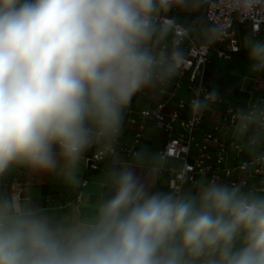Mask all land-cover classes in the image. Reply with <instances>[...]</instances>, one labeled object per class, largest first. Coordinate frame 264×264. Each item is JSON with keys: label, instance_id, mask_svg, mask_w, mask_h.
<instances>
[{"label": "clouds", "instance_id": "1", "mask_svg": "<svg viewBox=\"0 0 264 264\" xmlns=\"http://www.w3.org/2000/svg\"><path fill=\"white\" fill-rule=\"evenodd\" d=\"M200 2L0 0V264H264V189L208 180L163 192L123 166L110 196L57 212L3 187L23 169L79 188L83 154L107 148L133 97L180 68L168 14ZM250 59L264 67V44ZM235 119L238 136L264 138V108Z\"/></svg>", "mask_w": 264, "mask_h": 264}, {"label": "built area", "instance_id": "2", "mask_svg": "<svg viewBox=\"0 0 264 264\" xmlns=\"http://www.w3.org/2000/svg\"><path fill=\"white\" fill-rule=\"evenodd\" d=\"M201 2L205 5V19L213 30L212 41L194 42L191 37L193 30L174 19L177 31L171 42L164 43L169 51L178 47L183 53V62L175 78L159 84L162 98L154 106L135 111L130 104L125 113L129 116L128 124L137 127L133 140L120 143L118 134L103 150L93 146L96 147L94 153L86 158L89 170H97L100 164L106 163L118 151L128 157L137 155L146 124L152 120L168 138L165 147L159 151V170L165 169L168 159L182 163L180 168H168L171 172L169 191H185L186 184L195 183L199 177L228 184H243L246 188L264 189V155L252 156L237 166L230 164L231 151L240 156L244 150L242 143L233 136L236 131V114L250 108H264V98L256 103L242 105L225 101L216 94L206 107L193 111L194 102L204 100L210 93H214L205 84L206 67L212 56L221 61H230L242 51L239 28L247 27L253 38L261 35L264 30V0H249L248 3L245 0ZM179 91H185L186 94L177 99ZM218 107L223 108V118L229 124L232 136L219 138L209 133L198 139L203 121L209 112ZM237 174H242V177H237ZM86 185L87 182H84L82 186ZM9 188L10 192L21 194L24 184L14 179ZM78 201H82V194Z\"/></svg>", "mask_w": 264, "mask_h": 264}, {"label": "crops", "instance_id": "3", "mask_svg": "<svg viewBox=\"0 0 264 264\" xmlns=\"http://www.w3.org/2000/svg\"><path fill=\"white\" fill-rule=\"evenodd\" d=\"M174 11L176 9H173ZM170 13L168 15L174 17ZM180 23L185 25L183 22ZM192 30L193 32L197 31L199 43H207L208 36L210 38L208 42L212 41L213 30L211 28L206 30L192 26ZM238 34L242 51L235 54L230 61H221L212 56L206 67L205 84L210 86L213 92L225 101L248 105L264 98V67H256L250 59L251 45L256 42L264 44V30L257 38L251 37L247 27L239 28ZM172 38L173 35L170 34L166 41L171 42ZM185 94V91H179L176 98L183 97ZM161 98L159 84H157L155 87H148L137 93L131 103L135 111H140L154 106ZM222 111L223 108L218 107L208 113L202 123L198 139H202L205 134L209 133L219 138L232 136L231 128L224 120ZM128 118L129 116L124 113L122 128L118 135L120 143L131 142L137 131L136 126L128 124ZM233 136L242 143L244 150L240 156L235 151H231L230 164L232 166H237L252 156L264 155V138L253 140L251 132L240 137L236 131ZM167 140V135L158 129L156 122L150 120L146 124L144 137L139 145L138 154L135 156L128 157L125 153L118 151L109 157L106 163L100 164L97 170H89L86 158L94 153L96 147L88 149L78 165V174L82 181L79 188L66 186L62 176L57 173H34L23 169H14L7 174L3 180V187L5 191L10 192V183L14 179H18L24 184L22 196L31 195L40 205L57 212L68 211V205L77 203L82 194L85 207L91 209L98 201L112 194L110 183H108L110 171L123 166H131L135 169L138 178L152 185L153 190L168 192L171 178V172L168 168H180L182 163L178 160L168 159L165 162V169L159 170L161 163L159 151L165 147ZM236 176L242 177V174ZM208 180V177H199L195 183L186 184L185 191L195 193L198 183ZM84 182H87L85 187L82 186Z\"/></svg>", "mask_w": 264, "mask_h": 264}, {"label": "rangeland", "instance_id": "4", "mask_svg": "<svg viewBox=\"0 0 264 264\" xmlns=\"http://www.w3.org/2000/svg\"><path fill=\"white\" fill-rule=\"evenodd\" d=\"M170 14L174 16L177 22H183L188 28L191 26L190 29H192V26L203 29L211 28L205 19V5L202 2H200L198 7L195 9H188L184 11L178 9V12L176 9L174 12L172 10ZM196 32H192L191 37L194 42L199 43L200 39L198 38V33ZM200 33L202 34V32ZM206 42H208V40H206Z\"/></svg>", "mask_w": 264, "mask_h": 264}, {"label": "trees", "instance_id": "5", "mask_svg": "<svg viewBox=\"0 0 264 264\" xmlns=\"http://www.w3.org/2000/svg\"><path fill=\"white\" fill-rule=\"evenodd\" d=\"M209 29H210V28H209ZM211 29H212V28H211ZM206 30H207V29H206ZM207 40H208V41L210 40L209 36H208Z\"/></svg>", "mask_w": 264, "mask_h": 264}]
</instances>
